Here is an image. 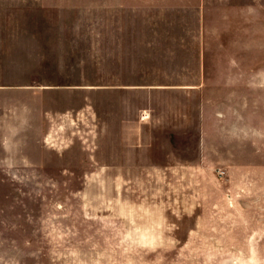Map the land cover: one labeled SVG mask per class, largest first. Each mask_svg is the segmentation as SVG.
<instances>
[{
  "label": "rangeland",
  "instance_id": "rangeland-1",
  "mask_svg": "<svg viewBox=\"0 0 264 264\" xmlns=\"http://www.w3.org/2000/svg\"><path fill=\"white\" fill-rule=\"evenodd\" d=\"M101 16V0H0V264H264L259 93L230 155L166 170L170 141L123 138L132 95L103 94Z\"/></svg>",
  "mask_w": 264,
  "mask_h": 264
},
{
  "label": "crops",
  "instance_id": "crops-1",
  "mask_svg": "<svg viewBox=\"0 0 264 264\" xmlns=\"http://www.w3.org/2000/svg\"><path fill=\"white\" fill-rule=\"evenodd\" d=\"M101 13L103 94L125 108L132 95L138 109L124 140H146L149 148L170 141L165 169L199 172L248 138L228 130L241 112L245 132L253 127L255 89L264 107V68L254 71L264 66V50L255 46L264 0H101ZM8 42H0V54Z\"/></svg>",
  "mask_w": 264,
  "mask_h": 264
}]
</instances>
